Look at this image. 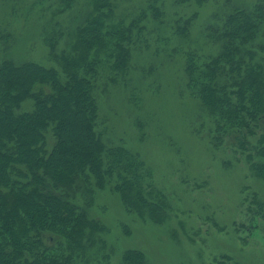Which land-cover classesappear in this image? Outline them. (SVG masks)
<instances>
[{
	"label": "trees",
	"instance_id": "obj_1",
	"mask_svg": "<svg viewBox=\"0 0 264 264\" xmlns=\"http://www.w3.org/2000/svg\"><path fill=\"white\" fill-rule=\"evenodd\" d=\"M77 1L60 0L49 24H58L56 16ZM192 1L206 2L175 0ZM162 4L150 0L126 22L116 21V0H85L68 32L54 27V36L46 38L56 62L51 65L7 56L13 30L0 24V264L99 259L108 247V228L88 207L105 190L117 193L141 220L161 224L168 217V197L154 186V172L141 153L109 142L99 129L97 94L103 75L119 82L128 72L138 42L148 46L143 35L150 23L160 28ZM191 26L192 17L178 21L175 33L186 35ZM263 37L264 0L232 9L204 28V38L217 45L214 54L187 51L185 79L199 101L206 138L216 149L233 151L225 164L232 168L244 160L264 179ZM240 207L253 220L264 218L257 192H244ZM123 258L141 262L144 253L130 249Z\"/></svg>",
	"mask_w": 264,
	"mask_h": 264
},
{
	"label": "rangeland",
	"instance_id": "obj_2",
	"mask_svg": "<svg viewBox=\"0 0 264 264\" xmlns=\"http://www.w3.org/2000/svg\"><path fill=\"white\" fill-rule=\"evenodd\" d=\"M84 1L56 16L60 22L53 26L47 17L60 0H0L1 27L14 35L7 56L55 64L45 40L54 36V27L68 32L73 21L80 20ZM149 1L116 0V21L129 22ZM256 1L163 0L160 28L149 24L143 35L148 46L137 43L128 72L119 82L110 75L98 81L99 129L109 142L141 153L154 172V186L166 193L170 206L166 220L157 224L130 214L117 193L102 191L88 208L108 228V247L91 264H264V218L257 216L255 226L252 215L240 207L244 192H257L264 202V179L254 176L244 160L232 168L225 164L233 151L216 149L206 138L199 101L185 79L187 51L203 56L217 51V45L204 38L205 26ZM190 17L189 33L176 34L178 21ZM66 40L59 42V51ZM130 249L142 251L144 260L126 262L123 254Z\"/></svg>",
	"mask_w": 264,
	"mask_h": 264
}]
</instances>
